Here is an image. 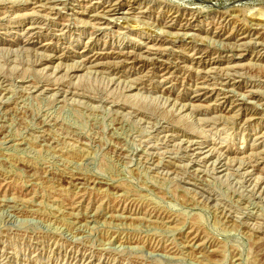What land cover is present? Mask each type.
<instances>
[{
  "label": "rangeland",
  "instance_id": "rangeland-1",
  "mask_svg": "<svg viewBox=\"0 0 264 264\" xmlns=\"http://www.w3.org/2000/svg\"><path fill=\"white\" fill-rule=\"evenodd\" d=\"M0 264H264V0H0Z\"/></svg>",
  "mask_w": 264,
  "mask_h": 264
},
{
  "label": "bare ground",
  "instance_id": "bare-ground-1",
  "mask_svg": "<svg viewBox=\"0 0 264 264\" xmlns=\"http://www.w3.org/2000/svg\"><path fill=\"white\" fill-rule=\"evenodd\" d=\"M114 5H115V4H114ZM116 9H117V8H116ZM109 11H110V10H109ZM112 11H113V10H112ZM114 11H115V10H114ZM114 11H113V12H114ZM115 54H116V53H115Z\"/></svg>",
  "mask_w": 264,
  "mask_h": 264
}]
</instances>
